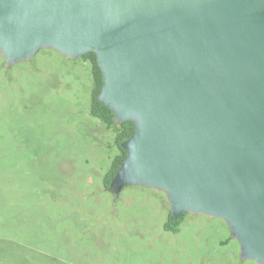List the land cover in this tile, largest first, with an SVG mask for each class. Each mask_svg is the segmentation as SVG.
Segmentation results:
<instances>
[{"label": "water", "instance_id": "water-1", "mask_svg": "<svg viewBox=\"0 0 264 264\" xmlns=\"http://www.w3.org/2000/svg\"><path fill=\"white\" fill-rule=\"evenodd\" d=\"M41 48L94 52L98 101L133 122L114 194L161 189L264 264V0H0L5 65Z\"/></svg>", "mask_w": 264, "mask_h": 264}, {"label": "rangeland", "instance_id": "rangeland-1", "mask_svg": "<svg viewBox=\"0 0 264 264\" xmlns=\"http://www.w3.org/2000/svg\"><path fill=\"white\" fill-rule=\"evenodd\" d=\"M92 86L82 56L0 53V264H259L223 220L185 212L170 232L163 190L104 186L118 147Z\"/></svg>", "mask_w": 264, "mask_h": 264}, {"label": "trees", "instance_id": "trees-1", "mask_svg": "<svg viewBox=\"0 0 264 264\" xmlns=\"http://www.w3.org/2000/svg\"><path fill=\"white\" fill-rule=\"evenodd\" d=\"M82 57L88 60L91 64V77L93 86L90 97V113L94 117L98 118L107 129L112 130L114 135V143L118 147V154H116V156L113 158L111 165L103 178L104 186L111 189V181L126 155V151L121 147V144L134 133L135 127L131 121H124L122 123L116 122L112 110L98 101L97 95L103 84V79L100 69L97 65L96 55L94 52H88L82 55ZM184 214L185 213H182L176 219H171L169 212L167 220L164 223V229L170 232H177L178 226Z\"/></svg>", "mask_w": 264, "mask_h": 264}, {"label": "flooded vegetation", "instance_id": "flooded-vegetation-1", "mask_svg": "<svg viewBox=\"0 0 264 264\" xmlns=\"http://www.w3.org/2000/svg\"><path fill=\"white\" fill-rule=\"evenodd\" d=\"M114 190V187H111V191H113ZM174 219H176V218H174Z\"/></svg>", "mask_w": 264, "mask_h": 264}]
</instances>
